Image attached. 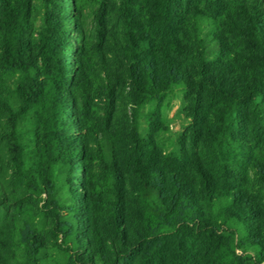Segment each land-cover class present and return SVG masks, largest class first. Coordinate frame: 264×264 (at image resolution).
I'll use <instances>...</instances> for the list:
<instances>
[{"label":"trees","instance_id":"trees-1","mask_svg":"<svg viewBox=\"0 0 264 264\" xmlns=\"http://www.w3.org/2000/svg\"><path fill=\"white\" fill-rule=\"evenodd\" d=\"M0 264H264V0H0Z\"/></svg>","mask_w":264,"mask_h":264},{"label":"rangeland","instance_id":"rangeland-1","mask_svg":"<svg viewBox=\"0 0 264 264\" xmlns=\"http://www.w3.org/2000/svg\"><path fill=\"white\" fill-rule=\"evenodd\" d=\"M67 8H68V6H67ZM84 22H85V26L83 28V33H84V35L87 36V35L91 34L90 31H91V28H92V22H91L90 17H87ZM178 106H179V101L177 99H174L173 102H172L171 107L167 111L168 117H173V115L176 112ZM170 126H171L172 130H177L180 127V123L178 121L174 120V121H172L170 123ZM76 177H78V172L76 173Z\"/></svg>","mask_w":264,"mask_h":264}]
</instances>
